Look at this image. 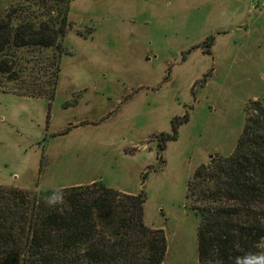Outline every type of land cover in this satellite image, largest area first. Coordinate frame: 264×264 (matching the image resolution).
<instances>
[{"label":"rangeland","instance_id":"1","mask_svg":"<svg viewBox=\"0 0 264 264\" xmlns=\"http://www.w3.org/2000/svg\"><path fill=\"white\" fill-rule=\"evenodd\" d=\"M29 3L0 0V18H30ZM183 3L74 0L55 99L22 94L49 90L55 48L21 50V78L0 81V186L40 193L96 181L143 191L146 223L167 237L164 264H199L201 216L188 182L234 152L246 107L264 104V18L228 31L237 57L211 55L207 41L220 34L203 17L184 20ZM163 134L176 138L160 152Z\"/></svg>","mask_w":264,"mask_h":264},{"label":"trees","instance_id":"2","mask_svg":"<svg viewBox=\"0 0 264 264\" xmlns=\"http://www.w3.org/2000/svg\"><path fill=\"white\" fill-rule=\"evenodd\" d=\"M73 1L28 0L37 8L30 18L25 11L0 18V81L21 78V50L55 48L49 90L22 93L55 99ZM246 115L234 152L212 157L188 182L187 197L201 216L199 264H234L237 256L264 251V104L251 102ZM175 138L163 134L160 152ZM58 190L67 204L45 207ZM146 200L143 191L127 194L99 182L40 193L0 186V264H164L167 237L146 223Z\"/></svg>","mask_w":264,"mask_h":264},{"label":"crops","instance_id":"3","mask_svg":"<svg viewBox=\"0 0 264 264\" xmlns=\"http://www.w3.org/2000/svg\"><path fill=\"white\" fill-rule=\"evenodd\" d=\"M181 2L184 3L181 4L183 7H180L182 9L180 15L186 16L183 18L184 20H194L195 18L203 17L204 22L210 25L209 30L213 31L210 34H220L216 36L215 42L210 48L209 54L211 55L237 57V54L233 53L234 47L232 43L230 44L229 39H226L228 31L238 28L251 30L257 26V22L260 19L264 18V10H255L252 7V0H179V3ZM187 24L188 22H184V25ZM239 50V52L246 51L245 44L241 45ZM251 52L249 57H254L256 53ZM68 125L72 126L75 124L68 122ZM95 182L93 181L89 184Z\"/></svg>","mask_w":264,"mask_h":264},{"label":"clouds","instance_id":"4","mask_svg":"<svg viewBox=\"0 0 264 264\" xmlns=\"http://www.w3.org/2000/svg\"><path fill=\"white\" fill-rule=\"evenodd\" d=\"M55 193H58V195L54 198ZM43 203L45 207L59 209L67 204L66 193L58 190L52 195L47 196ZM234 264H264V251L249 252L243 256H237L234 258Z\"/></svg>","mask_w":264,"mask_h":264},{"label":"built area","instance_id":"5","mask_svg":"<svg viewBox=\"0 0 264 264\" xmlns=\"http://www.w3.org/2000/svg\"><path fill=\"white\" fill-rule=\"evenodd\" d=\"M252 7L258 11L264 10V0H252Z\"/></svg>","mask_w":264,"mask_h":264}]
</instances>
